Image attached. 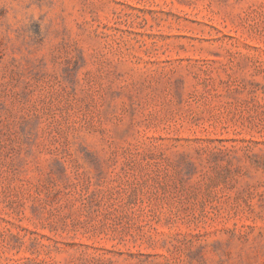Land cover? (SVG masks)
I'll return each mask as SVG.
<instances>
[{
    "label": "rangeland",
    "instance_id": "1",
    "mask_svg": "<svg viewBox=\"0 0 264 264\" xmlns=\"http://www.w3.org/2000/svg\"><path fill=\"white\" fill-rule=\"evenodd\" d=\"M0 264H264V0H0Z\"/></svg>",
    "mask_w": 264,
    "mask_h": 264
}]
</instances>
